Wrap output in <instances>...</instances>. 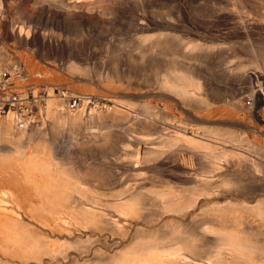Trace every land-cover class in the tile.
<instances>
[{
  "label": "rangeland",
  "instance_id": "obj_1",
  "mask_svg": "<svg viewBox=\"0 0 264 264\" xmlns=\"http://www.w3.org/2000/svg\"><path fill=\"white\" fill-rule=\"evenodd\" d=\"M238 11L249 22L246 28L232 25ZM20 26L22 32H18ZM263 29L264 4L257 0H0V74L23 69L27 81L20 85H33L34 96L44 89L45 106L49 90L54 94V86L68 90L67 98L73 93L84 95L90 100V108L99 105L97 111L102 118L94 123L85 117L80 122L64 124L47 119L36 126L42 129L51 159L58 167L60 162H67L89 185L86 194L95 196L98 203L111 207L117 199L125 198L141 206L140 213L132 215L130 226L122 230L110 227L98 230L93 237L95 243L87 245L86 251L72 250V258L82 263L92 258L95 251L99 263L94 264H109L111 255L130 247L139 237L155 234L169 240L172 235L182 234L201 239L199 254L204 261L217 257L231 260L233 254L227 241L210 244L213 235L201 232L211 226L212 218L221 210L230 215L233 211L243 214L252 225L264 227V221L242 209L258 208V201L264 200V180L250 182L251 186L248 182L252 191L246 193L221 183L231 177L224 175L226 172L234 171L232 158L220 161L222 170H216L213 173L216 176L210 177L212 174L205 171L210 169L211 159L199 156L200 148L184 143L173 148V156L163 154L157 160L131 167L127 163L129 154L138 151L142 157L145 146L150 144L127 141L120 134L122 129L130 128L132 137L143 139L147 135L157 143L161 142L158 136L166 133L158 131L162 127L170 131L173 124L185 127L188 133L199 132L200 122L192 115L198 117L203 104L221 111L216 122L210 124L220 130L216 138H211L216 151L233 148L225 142L228 133L251 134L248 125L263 131L262 95L255 100L245 90L244 79L238 77L236 69L240 63L245 74L253 72L255 66L264 69ZM195 42H205L208 47L192 48ZM241 42L243 50L233 53L231 46L237 48ZM168 46H175L172 56L161 53ZM173 66L179 72L186 67V75L202 84L204 94L200 100L174 106L156 96L160 80L173 75ZM54 95L63 107L69 106L62 97ZM114 100L120 101L118 106ZM222 110L245 118L249 124L235 126L225 121L229 117ZM122 112L129 113L125 120ZM136 115L145 120L135 122ZM7 117L11 122L10 114L0 119L5 122ZM10 127L16 130L12 122ZM104 127L107 129L103 133L112 134L111 143L122 144V153L113 149L102 156L92 146H88L91 150L76 147L75 142L83 136L100 133ZM103 144L100 143L99 149ZM248 146L252 160L259 165L256 176L262 177L264 152L259 153L258 148L264 149V133L254 136ZM183 169L187 173H180ZM195 176H207L208 182L202 185L189 178ZM177 205L184 208L176 209ZM261 208L264 210V205ZM240 253L241 264L264 263V252Z\"/></svg>",
  "mask_w": 264,
  "mask_h": 264
},
{
  "label": "bare ground",
  "instance_id": "obj_2",
  "mask_svg": "<svg viewBox=\"0 0 264 264\" xmlns=\"http://www.w3.org/2000/svg\"><path fill=\"white\" fill-rule=\"evenodd\" d=\"M257 1L260 5L264 4V0ZM238 13L239 15L234 17L235 20L232 19L233 27L237 28L241 25L246 28V24H249L248 20L239 11ZM22 31L23 29L20 26L18 32ZM262 31L264 34V29ZM248 33L250 32H243L242 34L247 35ZM206 43L195 42L192 48H207L208 44ZM174 50L175 46H168L166 51L164 50L161 53L172 56ZM230 50L237 54L238 50H243V43L241 42L237 48L231 46ZM166 58L168 59L167 56ZM171 60L173 61V58ZM71 68L74 69L75 67L71 65ZM244 68L241 63L236 66V69L239 70L238 77L244 79L245 90L255 100H258V96L261 94L264 103V69L255 66L252 69L253 72L245 74ZM186 69L185 67V70L179 72L177 67L173 66L171 69L173 75L170 78L160 80V90L156 96L163 97L168 104L174 106L188 105V103L200 100L204 94L202 84L193 82L186 75ZM55 87L59 86L53 87V93ZM60 92L62 91L59 90V94ZM75 94L78 93H73L68 98ZM80 96L78 94V97ZM80 100L81 103L74 109H71L68 105L63 107L61 105L62 101L49 90L45 106V117L40 122L44 124L49 119L58 124H64L68 121L76 123L87 117L86 121L90 123L93 121L94 123L102 118L101 112L97 111L99 105L96 104L90 108V106L88 107V103H90L88 98L81 96ZM113 102L115 106H118L120 101L114 100ZM203 106L204 108L198 117L192 115L194 119L200 122V129H202L196 133L194 131L188 133L185 127L173 124L170 131L164 127L158 131H166V133L160 134L158 138L161 139V142L156 143L153 141L154 138L148 139L147 135L143 136L144 140L138 139L137 136H131L130 128L122 129L120 134L127 141H140L150 144V147L145 146L142 157L138 151L135 155L130 153L127 161L128 165H131V167L141 165L150 160H157L167 153L173 156L172 153H175L173 148L187 143L192 148H200L199 156L211 159L212 165L208 171H205L206 174H212L210 177L216 176L213 174L216 170H222L220 161L225 160L227 157L232 158L234 171H228L224 174H230L231 177L222 181V185H231L233 189L245 193L252 191L248 184L258 182L260 179L264 180V176H256V173L259 172V165L255 160H252L251 147L248 145L252 142L254 136H261L264 130H258L254 125H248V128L251 127V134L241 136L234 132L228 133L225 136V142L231 144L233 148L216 151L214 150L216 147L212 142L214 140H211V138H216L220 130L213 129L210 124L216 122L215 118L221 111L210 104H203ZM146 109L148 110L149 107L147 106ZM125 113L122 112L123 120L129 114ZM9 114L12 117L11 122L14 126L15 113L10 111L6 115ZM225 114L226 117H229L225 121H230L235 126L239 123L249 124L245 118L232 116L227 111ZM42 116L43 112L41 111ZM144 120L138 118L137 115L135 116V122H143ZM11 122L10 117H7L5 122L0 119V142L1 140L4 141V143H0V264L99 263L95 251L92 258L82 263L71 257V251L75 249L79 252L81 249L85 250L87 245L94 244L93 237L98 230H103L106 227L122 230L130 226L132 215L140 213L141 206L138 202L133 203L125 198L117 199L111 207L98 203L99 200L95 196L86 194L87 191H90L89 185L84 182V178L82 180L79 178V175L70 168L67 162H60L58 167L57 162L51 159L45 147L46 140L42 129L35 126V128L27 130L16 128V130H19L16 131L13 127H10ZM179 123L181 124V122ZM105 129L107 128H101L100 133L91 132L86 134L81 138L82 140L75 142L77 143L76 147L80 150L84 148L89 150L88 146H92L99 150L102 156L107 155L113 149H117L119 153H122L124 151L122 144L111 143L112 134L103 133L102 131ZM100 143L104 144L99 149ZM165 148H167V152ZM258 149L259 153L264 152L262 147ZM243 170H247L251 174L247 175ZM180 173L187 172L183 169ZM189 178L202 185L208 182L207 176ZM163 200H158V202L165 203ZM100 205L103 206V209L100 208ZM262 205H264V200H259L257 209L247 207H242V209L248 211L252 217L264 221ZM177 206L176 209L184 208L182 205ZM246 223L247 225H244ZM229 229L230 231L225 232ZM201 232L205 236L213 235L210 238V244L216 245L223 240L227 241L233 254L231 260L217 257V259L204 261L199 254V250H201L200 238L177 234L172 235L167 240L166 236L159 237L160 235L154 234L152 237H139L130 247L114 253L108 259L109 264H241L239 260L240 256L243 255L240 253L241 250H248L252 254L264 252V227L261 224L252 225V222L246 220V217L241 213L235 214L232 211V215H230L228 212L221 210L218 215L212 218L211 226L206 227ZM74 237L78 238L74 239ZM83 238L84 240H82ZM79 243L81 244L77 247ZM248 259L250 258L248 257Z\"/></svg>",
  "mask_w": 264,
  "mask_h": 264
},
{
  "label": "built area",
  "instance_id": "obj_3",
  "mask_svg": "<svg viewBox=\"0 0 264 264\" xmlns=\"http://www.w3.org/2000/svg\"><path fill=\"white\" fill-rule=\"evenodd\" d=\"M27 81V75L24 70L4 71L0 74V116L3 117L8 112L15 113L13 123L17 129L27 130L33 126L40 125L41 111L45 106L47 92L43 89L34 96L35 88L27 83L22 86L20 83ZM19 83V84H18ZM59 88V89H58ZM59 90L62 91L59 94ZM54 94L61 95L66 100L71 109L76 108L81 103L80 97L75 94L67 98L68 90L64 87H55Z\"/></svg>",
  "mask_w": 264,
  "mask_h": 264
}]
</instances>
